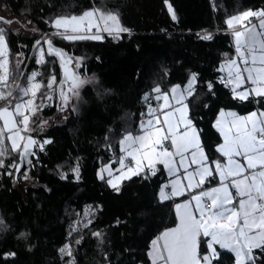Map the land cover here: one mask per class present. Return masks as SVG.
Returning a JSON list of instances; mask_svg holds the SVG:
<instances>
[{"label":"trees","instance_id":"trees-1","mask_svg":"<svg viewBox=\"0 0 264 264\" xmlns=\"http://www.w3.org/2000/svg\"><path fill=\"white\" fill-rule=\"evenodd\" d=\"M1 1L14 18L29 20L33 29L24 33L0 20L12 63L20 55L26 70L35 67L42 73L40 80L46 83L54 73L58 81L59 66L45 48L48 63L35 62L36 42L49 38L73 64L80 58L75 71L88 83L79 89V98L63 108L65 117L54 115L62 111L54 95L34 118L30 134L39 143H51L42 151L36 147L29 170L20 171L34 179L32 185L15 184V168L10 164L18 162V153L6 160L0 180V220L6 225L0 227V264H150L151 242L176 223L172 200L159 197L166 179L163 169L124 180L119 191L107 183V176L100 179L97 171L115 162L125 134L139 131L140 112L154 103L157 86L169 92L196 74L194 94L186 102L209 161L217 156L215 146L221 140L213 127L219 109L264 111V100L241 101L221 82L225 72L221 67L235 53L225 32L226 20L249 9H264V0ZM94 6L118 12L130 32L121 33L119 39L105 34L100 41H68L53 35L56 17L79 15ZM207 34L212 39L202 38ZM46 117L52 120L41 123ZM77 166L79 179L73 171ZM89 210L91 214L85 215ZM96 232L101 235H93ZM66 245L71 256L60 251ZM215 247L220 255L213 264H235L233 253ZM206 251L205 244L202 254ZM252 257L254 264H264V248L253 249Z\"/></svg>","mask_w":264,"mask_h":264},{"label":"snow or ice","instance_id":"snow-or-ice-1","mask_svg":"<svg viewBox=\"0 0 264 264\" xmlns=\"http://www.w3.org/2000/svg\"><path fill=\"white\" fill-rule=\"evenodd\" d=\"M168 10L175 20L170 4ZM253 18L258 20V24L251 23ZM52 25L57 30L53 35L68 41H100L105 33L119 39L121 33L130 32L122 26L118 12L95 6L79 15L56 17ZM226 25L233 35L236 57L227 59L222 65L221 71H226V76L221 82L231 88L234 98L241 101L252 98L264 100V9H249L233 15L226 20ZM202 38L212 39V35ZM36 43L39 45L40 42ZM45 43L47 55L59 59L63 78L58 82L53 73L45 83L37 79L42 73L33 71L24 85H10L9 81L14 82L18 76L10 71L6 31L0 28V101L4 102V106H0V167H4L5 157L18 153L20 163L10 165L17 172L25 163L31 164L28 158L36 155L35 147L42 151L45 144L51 143L50 140L39 143L30 134L34 131L31 127L34 118L46 106L45 101H51L58 93L63 110L74 97L79 98V89L88 83L75 71L80 67V58L73 64L72 58L55 47L52 39H46ZM38 51L36 63L46 65L45 49L39 48ZM18 68L19 64L17 72ZM195 82L196 74H192L183 89L176 85L168 93L162 92L159 86L155 87V99L163 103L157 107L149 104L148 119L141 121L140 134L129 132L120 140L123 155L118 160L120 168L116 171L119 175L114 176L110 166L101 169L98 175L104 179L103 173L107 172V183L119 191L122 181L139 176L146 170L155 175L156 166L161 164L174 177L170 185L161 188L162 200L201 189L192 194L190 200L175 205L178 223L152 241L148 253L151 264H213L214 260H219L217 245L234 254L235 264H248L253 260V249L264 248V111L240 116L233 111L221 110L215 126L223 137V143L217 151L226 158V163L209 161L199 130L188 115L186 101L194 94ZM13 86L17 93L14 99ZM212 87L209 83V90ZM149 99L146 95L145 100ZM73 171L79 179V167ZM214 174L219 177V186L203 190ZM24 178L27 179V173ZM61 178H67L66 174H61ZM169 187L170 192L166 191ZM90 214V210L85 213ZM0 227L6 228L3 220H0ZM93 235L99 237L101 233ZM205 244L207 251L202 254ZM60 251L72 255L69 245Z\"/></svg>","mask_w":264,"mask_h":264},{"label":"rangeland","instance_id":"rangeland-1","mask_svg":"<svg viewBox=\"0 0 264 264\" xmlns=\"http://www.w3.org/2000/svg\"><path fill=\"white\" fill-rule=\"evenodd\" d=\"M0 17L6 19L5 21H11L10 24V27H12L13 29L15 30H20L24 33H30V32H33V29H32V26L29 22V20H26V19H22V18H14L13 15L10 13V11L3 5L2 1L0 0ZM1 22L0 21V25H1ZM95 31V29H93V32ZM232 33V32H231ZM44 39V38H43ZM43 39L39 40V42L43 41ZM39 48H44L42 46V44L39 43V45L36 43L35 45V50L34 51V56H35V62L37 61V59L39 58ZM16 61L17 63L10 61L9 59V67H10V71H12L16 76H18V78L13 82L12 80L9 81V84L10 85H14V83L16 84H21V85H24L26 82H27V76L30 75L33 71H38L35 67H32L30 68L29 70H26L27 69V63L25 62L24 63V60L22 59V56L18 55L16 58ZM17 64H19V68H18V72L16 70V66ZM27 71V72H26ZM25 76V77H24ZM191 78V77H190ZM189 78V80H190ZM38 80H40L39 78H37ZM188 80V81H189ZM188 84V82H187ZM176 86V85H175ZM57 87V85H56ZM14 88V86L12 87V89ZM65 88H67V85H65ZM11 89V90H12ZM15 89V88H14ZM17 94V93H16ZM16 97V95L13 96V99ZM55 97H56V100H57V94H55ZM156 100V99H155ZM50 101H45V104L46 103H49ZM0 106H4V102H2V104ZM59 111V110H58ZM56 112L54 115H56L58 118H63L65 117L66 115V110L63 109L62 111H59V112ZM148 119V116L146 117V120ZM52 118L51 117H46V118H43L41 123H44L45 121L46 122H49L51 121ZM2 123V122H0ZM140 128V126H139ZM128 134V133H127ZM133 135H137V134H140V129L139 131L135 132V133H132ZM126 135V134H125ZM123 139V138H122ZM15 153H12L11 156H13ZM17 154V153H16ZM123 155V153L121 152L120 150V153L118 155V158L117 160H119V158ZM10 156H7L4 158V166L6 165V160L7 158H9ZM12 165V164H10ZM111 165L108 163V164H105L104 166L100 167L97 171V173L99 174L101 169L105 168V167H108ZM11 167V166H10ZM120 168V164H119V167L117 169ZM2 169L3 167H0V180H1V177H2ZM112 171H113V175H119V173L114 170L112 167H111ZM108 175L107 172H104L103 175ZM15 175V173H14ZM34 183V179L31 178L30 176L27 175V179L24 178V174L22 172H19L18 176L15 177V184H18V186L20 187H26L28 185H32Z\"/></svg>","mask_w":264,"mask_h":264},{"label":"crops","instance_id":"crops-1","mask_svg":"<svg viewBox=\"0 0 264 264\" xmlns=\"http://www.w3.org/2000/svg\"><path fill=\"white\" fill-rule=\"evenodd\" d=\"M252 24H258V21H255V22H253ZM249 26H250V25H249ZM238 30H239V28H238ZM231 40H232V42H233V46H234V49H235L234 39H233V35H232V33H231ZM235 57H236V52L234 53V57H233V58H235ZM225 76H226V71L223 73V77H225ZM186 85H187V83H186L184 86H181V89H183ZM173 87H174V86H173ZM173 87H172V88H173ZM172 88H171V89H172ZM171 89H170V91H169L168 93L171 92ZM160 102H161L160 104L163 103L162 100H161ZM173 103H174V101H173ZM221 110H224L225 112L233 111V112H236V113H237L238 115H240V116L248 115V114H249L250 112H252V111H257V112H259V111H261V110L253 109V110L247 111V112H245V113H240V112H238V111L235 110V109H225V108H221V109L218 110V112H217V114H216V116H215V118H214V120H213V127H214V129L218 132V134H219L221 140H220V142L215 146V151H216V153H217V156H216L213 160H211V161L220 160L222 163H226V158L222 157L221 154L217 151L218 146H219L220 144L223 143V137H222V135L220 134V132L218 131V129H217L216 126H215V125H216V121H217V119H218V117H219V113L221 112ZM189 118H190V117H189ZM195 127H196V126H195ZM196 128H197V127H196ZM200 140H201V138H200ZM203 149H204V148H203ZM119 150H120V143H119ZM204 152L206 153L205 150H204ZM206 155H207V154H206ZM129 159H130V158H129ZM241 162L243 163V161H241ZM109 164L111 165V167H112L114 170H116V169L119 167V162H118L117 159L115 160V162H113V163H109ZM193 167H194V166H193ZM213 167H214V165H213ZM157 168H162L163 171H164L165 177H166L164 183L161 185V187H160V189H159V197H160V190H161V188H162L164 185H170V182L174 179V177H173V176H170V175L168 174L167 169L164 168L163 165L158 164V165L156 166V169H157ZM190 170H191V168H190ZM182 172H183V169H181V173H182ZM181 173H178L177 175H180ZM104 176H107V179L109 178L108 175H106V174H105ZM211 180H212V181H211ZM183 182H184L185 184L187 183L186 181H183ZM119 184H120V183H119ZM217 186H219V177H218L217 175L214 174L212 177H210V178L207 180V182H206L205 185L203 186V190H207V189H209V188L217 187ZM200 190H201V189H195V190H193V192H191V193L188 192V191H185L184 195H182V196H176V197H173V198L170 199V200H172V208H173V213H174V215H175V217H176V223H175L173 226H170V227H167V228L161 230V231L159 232V234H158L154 239H156L158 236H160V234L163 233L165 230L175 227L176 224L178 223V219H177V216H176L175 205L178 204V203H183V202H185V201H187V200H190V199H191V195H192V194H196V193H198ZM166 191L170 192V191H171V188H170V187L167 188ZM233 194H234V193H233ZM193 203H194V202H193ZM154 239H153V240H154ZM207 239H209V238H205V240H207ZM151 246H152V242H151V245H150V249H149V251L151 250ZM217 246H218V245H217ZM226 250H227V249H226ZM148 253H149V252H148ZM203 254H204V253H203ZM148 257H149V255H148ZM149 260H150V264H151V258H150V257H149ZM248 264H254V263H253L252 261H250V262H248Z\"/></svg>","mask_w":264,"mask_h":264},{"label":"water","instance_id":"water-1","mask_svg":"<svg viewBox=\"0 0 264 264\" xmlns=\"http://www.w3.org/2000/svg\"><path fill=\"white\" fill-rule=\"evenodd\" d=\"M46 39H49V38H45L42 42H43V46H44V48L47 50V44L45 43V40ZM54 45V44H53ZM55 47H57V48H59L58 46H56V45H54ZM61 49V48H60ZM69 56V55H68ZM54 57V56H53ZM70 57V56H69ZM55 59H56V61H57V64H58V66H59V70H60V78H59V80H61L62 78H63V73H62V69H61V67H60V61H59V59L58 58H56V57H54ZM72 62H73V59H72ZM59 80H58V82H59ZM59 87V84L57 83V88ZM57 107H58V109L59 108H61V105H60V100H59V96H58V93H57ZM34 137V136H33ZM34 139H35V137H34ZM35 149H36V147L33 149V151L35 152ZM36 158V155L35 156H29V158L28 159H30L31 161H32V159H35ZM18 162L16 163V164H18V163H20V157H19V154H18ZM29 167H30V164H27V163H25L24 165H23V167H21V170L20 171H25V172H27L28 170H29ZM18 174H19V172H17L16 170H15V177H17L18 176Z\"/></svg>","mask_w":264,"mask_h":264},{"label":"built area","instance_id":"built-area-1","mask_svg":"<svg viewBox=\"0 0 264 264\" xmlns=\"http://www.w3.org/2000/svg\"><path fill=\"white\" fill-rule=\"evenodd\" d=\"M255 21H258V20L255 19V18H253V19L251 20V23H253V22H255ZM225 32L228 33V34L231 36V31H230L229 29H226ZM105 34H106V33H105ZM105 34H103V35H105ZM43 40H44V39H43ZM160 103H161L160 101L155 100L154 103H153L151 106H152V107H157V105L160 104ZM147 112H148V108H146V109H144V110H142V111L140 112L139 121H138L139 126H140V124H141V121L146 120ZM209 206H210V205H209Z\"/></svg>","mask_w":264,"mask_h":264}]
</instances>
